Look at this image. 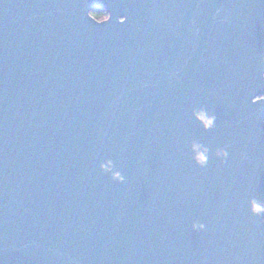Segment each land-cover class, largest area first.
<instances>
[{"label": "water", "instance_id": "1", "mask_svg": "<svg viewBox=\"0 0 264 264\" xmlns=\"http://www.w3.org/2000/svg\"><path fill=\"white\" fill-rule=\"evenodd\" d=\"M253 201L264 0H0V264H264Z\"/></svg>", "mask_w": 264, "mask_h": 264}, {"label": "clouds", "instance_id": "2", "mask_svg": "<svg viewBox=\"0 0 264 264\" xmlns=\"http://www.w3.org/2000/svg\"><path fill=\"white\" fill-rule=\"evenodd\" d=\"M89 14L94 15L95 13L93 11H90ZM124 19H126V17H124ZM201 114L203 115V112ZM213 119H214V117L205 118L204 124L206 126H210L213 122ZM217 155L222 157V158H227L228 152L225 149L221 148V149L217 150ZM197 159L201 165H203L205 163L204 155H199L197 157ZM105 171H111L110 165L105 167ZM112 179H114L117 182H124L125 176L117 171V172L112 173ZM252 211L257 215H260L261 213H264V205H260L257 202L253 201L252 202ZM204 227H205V225L203 223H198V222L194 221L192 224V228L195 230H200V229H203Z\"/></svg>", "mask_w": 264, "mask_h": 264}, {"label": "trees", "instance_id": "3", "mask_svg": "<svg viewBox=\"0 0 264 264\" xmlns=\"http://www.w3.org/2000/svg\"><path fill=\"white\" fill-rule=\"evenodd\" d=\"M90 11H93L95 14L92 15L93 18H95L96 20H101L103 18L106 17V12L102 9H99V8H91ZM89 11V12H90Z\"/></svg>", "mask_w": 264, "mask_h": 264}]
</instances>
